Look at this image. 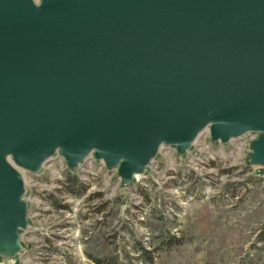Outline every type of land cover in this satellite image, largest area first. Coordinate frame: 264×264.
<instances>
[{"label": "water", "instance_id": "1", "mask_svg": "<svg viewBox=\"0 0 264 264\" xmlns=\"http://www.w3.org/2000/svg\"><path fill=\"white\" fill-rule=\"evenodd\" d=\"M249 132L264 174V0H0V258L24 251L21 170L90 156L125 186L164 147Z\"/></svg>", "mask_w": 264, "mask_h": 264}, {"label": "rangeland", "instance_id": "2", "mask_svg": "<svg viewBox=\"0 0 264 264\" xmlns=\"http://www.w3.org/2000/svg\"><path fill=\"white\" fill-rule=\"evenodd\" d=\"M250 154L242 138L218 156L165 147L130 186L93 157L71 170L56 154L21 170L30 228L0 264H264V174Z\"/></svg>", "mask_w": 264, "mask_h": 264}, {"label": "built area", "instance_id": "3", "mask_svg": "<svg viewBox=\"0 0 264 264\" xmlns=\"http://www.w3.org/2000/svg\"><path fill=\"white\" fill-rule=\"evenodd\" d=\"M259 137L258 133L255 132H249L246 135H244L243 137H241L245 143L246 149L248 152L252 153V143L254 140H256ZM239 139V138H238ZM232 141V140H231ZM230 141V142H231ZM229 142V143H230ZM227 143V144H229ZM225 143H222L220 141L215 142L211 139L210 136V132L209 130L204 131L203 133L200 134V136L197 138V140L195 141L193 147L191 148V150H189L187 154H189L190 151H193L194 149L200 148L201 150H204V152H206V154H213L215 156H218V154H222L223 148L227 145ZM165 148V147H164ZM175 148V147H174ZM176 150V148H175ZM177 151V150H176ZM178 153V152H177ZM60 154V153H57ZM179 154V153H178ZM180 155V154H179ZM184 155V156H186ZM62 156V155H61ZM182 156V155H180ZM250 156V155H249ZM63 157V156H62ZM91 157H93L95 159L94 156H90L88 159H90ZM183 157V156H182ZM65 160V159H64ZM96 160V159H95ZM86 161V160H85ZM98 161V160H97ZM102 162V161H101ZM105 165V164H104ZM106 166V165H105ZM69 167V166H68ZM70 169V168H69ZM109 169V168H108Z\"/></svg>", "mask_w": 264, "mask_h": 264}, {"label": "bare ground", "instance_id": "4", "mask_svg": "<svg viewBox=\"0 0 264 264\" xmlns=\"http://www.w3.org/2000/svg\"><path fill=\"white\" fill-rule=\"evenodd\" d=\"M167 153V152H166ZM164 154V153H163ZM139 176H136L135 180L138 178Z\"/></svg>", "mask_w": 264, "mask_h": 264}]
</instances>
